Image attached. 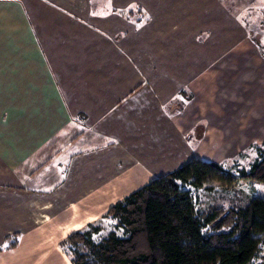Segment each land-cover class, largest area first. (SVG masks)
<instances>
[{"label": "crops", "instance_id": "0c3cea01", "mask_svg": "<svg viewBox=\"0 0 264 264\" xmlns=\"http://www.w3.org/2000/svg\"><path fill=\"white\" fill-rule=\"evenodd\" d=\"M111 1L140 5L149 20L106 7L95 14L90 0H0V248L20 234L0 264H73L61 244L70 233L198 157L169 122L168 105L190 98L186 88L167 98L172 76L144 50L163 46L164 61L183 63L186 43L208 46L221 72L227 41L247 29L216 14L217 0ZM27 29L30 38L18 37ZM22 71L30 82H20Z\"/></svg>", "mask_w": 264, "mask_h": 264}, {"label": "trees", "instance_id": "16d2710c", "mask_svg": "<svg viewBox=\"0 0 264 264\" xmlns=\"http://www.w3.org/2000/svg\"><path fill=\"white\" fill-rule=\"evenodd\" d=\"M118 11L137 24L149 20L140 5ZM256 151L249 167L195 157L112 205L103 218L115 226L100 241L95 222L61 244L73 264H264V196L236 185L264 183V141ZM19 243L15 233L0 250Z\"/></svg>", "mask_w": 264, "mask_h": 264}, {"label": "rangeland", "instance_id": "374dc122", "mask_svg": "<svg viewBox=\"0 0 264 264\" xmlns=\"http://www.w3.org/2000/svg\"><path fill=\"white\" fill-rule=\"evenodd\" d=\"M217 1L216 14L221 15L223 9L225 15H230L233 24L247 29V35L246 31L243 32L242 39L236 37L231 43L227 41L229 45L222 57L225 62L221 72L217 68L222 67V63L211 60L208 46H200L197 50L186 43L177 53L183 58V63L164 61L167 54L160 52L163 46L153 45L144 51H151L152 64H157L154 69L172 76L167 87H172L174 92L169 93L167 98L177 100L176 90L186 88L190 98L182 97L183 101L179 98L178 105H168L169 111H172L169 122L175 123L184 133L198 158L219 162L226 167H249L257 155V147L264 141V0ZM90 4L93 13L101 15L108 13L104 7L110 12L114 7L111 0H90ZM117 9L114 8V12H118ZM22 30L16 32L18 37L21 32L24 38L31 37L30 29ZM5 33L8 38L14 37L10 29H6ZM202 36H205L203 32ZM224 45L217 46L224 48ZM192 57L198 61H192ZM140 64L148 65L146 62ZM214 73L215 77L212 76ZM29 75L22 71L18 78L21 83H27L32 80ZM175 82H178L177 85ZM31 90L33 88L24 93ZM9 91L10 88H7ZM159 95L166 98L165 94ZM213 184L220 186L223 183L217 181ZM236 185L251 196H264V183L239 181ZM102 218L96 222L102 224V233L93 235L97 242L115 226V221Z\"/></svg>", "mask_w": 264, "mask_h": 264}]
</instances>
